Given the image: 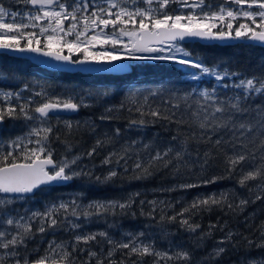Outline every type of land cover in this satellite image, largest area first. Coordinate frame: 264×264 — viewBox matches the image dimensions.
<instances>
[{"label":"snow or ice","instance_id":"snow-or-ice-1","mask_svg":"<svg viewBox=\"0 0 264 264\" xmlns=\"http://www.w3.org/2000/svg\"><path fill=\"white\" fill-rule=\"evenodd\" d=\"M16 3L25 5L26 10L12 11L0 0V53L43 57L80 71L126 72V61H167L177 65L178 72L185 68L195 70L181 72L188 81L199 82L205 77L215 81L210 87L196 85L183 93L170 92L167 97L160 90L150 91L143 96L142 102L139 90L129 95L127 102L134 107H129L128 111L136 114L129 119L130 127L143 128L159 121L177 125V135L172 137L177 144L149 153L146 164L136 161L134 168L140 170L137 179L150 175V168L156 162L167 167L175 160L178 170L188 141L198 140L217 148L227 145L230 151L224 153L226 173L239 172L242 187L259 178L261 183L255 187L264 191V104L253 106L248 103L254 96L264 97V75L239 77L238 73L221 69L219 65L206 64L182 46L186 40H246L264 46V0H219V3L209 0H16ZM170 5L176 7L170 9ZM14 78L15 75L8 70L0 69V80ZM29 91L31 94L25 97L23 93ZM107 95L108 91H98L88 92L86 96H61L50 94L43 86L38 91L30 90L28 84L19 91L0 90V123L6 118H23L28 122L26 133L9 143L10 150L0 149V264H5L6 259L12 264H75L73 253L79 250L77 245L80 242L87 244L98 235L113 246L106 256L110 264H115L111 257L117 249H126L125 255L128 256H151L153 264H180L190 260L189 253L182 249L157 250L154 242H145L144 232L129 233L128 239L121 241L111 239L106 232L76 235L75 243L51 241L42 255L38 254V249L34 250L36 259H30V254L21 258L19 249H27V242L33 237L35 218L40 220L37 230L43 233L45 224L48 228L57 225L55 213L59 210L66 214L65 219L70 215L76 220L81 217L88 220L93 216L115 215L117 208L123 211L133 202L96 201L84 205L73 199L52 205L43 213L32 212L30 216L14 214L15 210L10 207L41 186L67 183L81 177L91 178L90 171L77 167L81 156L54 157L51 138L56 126L52 121L63 122L71 130L72 121L60 113L78 112L82 107H90L89 98ZM158 96L162 98V106L153 107L149 99ZM36 97L40 99L36 100ZM100 119L112 117L102 115ZM183 126H187L189 131L181 140ZM120 134L121 130L117 128L115 135ZM105 142L97 140L87 155L91 157ZM136 143L132 141L122 153H110L102 164L111 165L115 157L118 166L124 161L127 171L128 152ZM142 147L147 150L149 145L143 144ZM257 159L261 161L259 164L255 163ZM246 161H249L247 170L240 167ZM117 175V170L110 168L106 176H96L95 179L107 181ZM216 179L213 177L204 183H214ZM197 186L183 184L179 187ZM261 198V195L256 196V199ZM224 201H227L224 193L219 197L212 194L197 198L191 207L219 205ZM150 203L157 204L156 201ZM247 203L242 199L237 207ZM228 207L233 205L229 202ZM187 211L185 208L167 219L175 221L177 216L182 217ZM148 215L155 219L151 212ZM164 218L161 216V221ZM180 223L191 231L199 227L189 224L188 219H181ZM71 227L77 229L80 225L72 221ZM261 237L259 242L249 240V248L264 249V232ZM230 238L231 233L226 239ZM223 251V248L214 250L216 255ZM88 256L96 258V264H104L97 252L88 250ZM132 264H143V261H133ZM247 264H264V252L249 256Z\"/></svg>","mask_w":264,"mask_h":264},{"label":"trees","instance_id":"trees-1","mask_svg":"<svg viewBox=\"0 0 264 264\" xmlns=\"http://www.w3.org/2000/svg\"><path fill=\"white\" fill-rule=\"evenodd\" d=\"M209 1L219 3V0ZM3 3L12 11L26 10V6L16 3V0H3ZM174 6L170 5V9ZM182 46L206 64L219 65L221 69L226 68L230 72L238 73L239 77L264 75V47L245 43L233 45L185 43ZM129 65L131 72L123 75L64 73L48 71L29 60L0 53V69H6L15 75L14 79L0 80V90L19 91L28 84L30 90L34 88L38 91L43 86L50 94L61 96L70 94L86 96L88 92L98 91L109 93L105 97L89 98L90 107H82L78 112L70 115H61L72 121L71 130H68L63 122L52 121L56 126L51 138L54 157L61 159L65 155L69 158L75 155L81 156L77 167L90 171L91 178L81 177L63 186L39 188L25 200L26 211L43 213L52 205L73 199L84 205L96 201H133L130 207L123 211L117 208L115 215L93 216L88 220L83 217L76 220L70 215L65 219L66 214L63 210H59L55 213L57 225L48 228L45 224L43 233L37 230L40 227V220L35 218L32 226L33 237L28 240L27 249H19L21 258L25 254H30V259H36L37 252L34 250L38 249V254L42 255L51 241L75 243L76 235L106 232L111 239L121 241L128 239L129 233L144 232L145 242H154L157 250L164 251L171 248L187 251L190 260L182 261L180 264H247L249 256H257L264 252V249H257L255 246L249 248L248 245L249 240L259 242L262 239L264 191L255 187L261 183L259 178L248 181V186L242 187L239 184V172L231 175L226 173L224 153L230 151L227 145L217 148L208 142L189 140L178 170L175 160L167 167L161 162H156L150 168V175L137 179L140 170L134 168L137 160L146 164L149 153H154L156 150L163 151L169 145L177 144L172 140V137L177 135V125L159 121L143 128L130 127L129 119L136 114L128 111L129 107H134L127 102L129 95L139 90V99L142 102L143 96L148 95L150 91L160 90L162 95L167 97L170 92L183 93L196 85L210 87L215 81L208 77L199 82L188 81L181 72L195 70L185 68L178 72L177 65L167 61H133ZM30 94L31 91L23 93L25 97ZM229 94H231L230 90ZM149 103L153 107L162 106V98L152 97ZM248 103L253 106L264 104V97L254 96ZM122 104L123 108H121ZM108 108L113 111H106ZM102 115L110 116L112 119L101 120ZM27 123L23 118H6L0 123V149L10 150L9 142L26 133ZM117 128L121 130L119 136L115 135ZM187 131H189L187 126H183V131L180 133L181 140L184 139ZM57 135L59 139L56 138ZM97 140L106 142L96 148V152L89 157L87 153L96 146ZM132 141L137 143L129 149L127 171L124 161L118 166L115 157L111 165L102 164L106 156L112 152L122 153ZM143 144L149 145V148L145 150ZM260 162L259 159L255 161L256 164ZM240 167L247 170L249 161L244 162ZM110 168L116 169L118 175L107 181L103 179L96 181V176L103 178ZM213 177L217 178L214 183H204ZM183 184L198 186L179 187ZM221 193L226 195L227 201L219 205L191 207L197 198H205L212 194L219 197ZM257 195H261L262 198L256 199ZM242 199L247 200L248 203L237 207ZM151 201H156L157 204L154 206ZM229 202L233 205L232 208L228 207ZM12 207L19 209L21 205L14 203ZM185 208L188 211L184 212L182 217L177 216L175 221L167 219ZM150 212L155 219L148 215ZM161 216L165 217L163 221L160 219ZM181 219H188L189 224L199 227L191 231L187 226L181 225ZM72 221L80 227L73 229ZM230 233L231 238L226 239ZM112 247L99 235L87 244L80 242L77 248L83 251L78 250L73 253L75 264H96V258H89L88 250L97 252L98 258L104 260V264H110L106 256ZM219 248H223L224 251L216 255L214 250ZM126 252V249H117L111 261L115 264L121 262L132 264L133 261L142 260L143 264H153L154 258L151 256L143 258L137 255L128 256L125 255ZM5 264H12V261L6 259Z\"/></svg>","mask_w":264,"mask_h":264},{"label":"water","instance_id":"water-1","mask_svg":"<svg viewBox=\"0 0 264 264\" xmlns=\"http://www.w3.org/2000/svg\"><path fill=\"white\" fill-rule=\"evenodd\" d=\"M185 43H200L202 45H212V44L233 45V44H237V43H245V44H250V45H254V46L264 47V46H261L259 44H251L250 42H248L246 40H236V41L229 40V41H224V42H220V41H203V40H186V41L183 42V44H185ZM3 54H7V55H9L11 57H16V58L29 60L31 63H33V64H35V65H37V66H39V67H41V68H43L45 70H48V71H59V72H64V73H81V74H104V75H123V74H128V73L131 72V67L127 63L126 64L128 66V71H126V72L80 71L78 69L71 68V66H69V65L56 64V62L50 61V60H46L43 57H33V56H30V55H21V54H17V53H9V52H3ZM37 61H44V62L38 63ZM53 65H55V66H53ZM70 114H72V113H60V115H70ZM67 183H69V182H67ZM67 183L44 185V186H41L40 188L48 187V186H63V185H66ZM33 194H31L28 197H31Z\"/></svg>","mask_w":264,"mask_h":264},{"label":"rangeland","instance_id":"rangeland-1","mask_svg":"<svg viewBox=\"0 0 264 264\" xmlns=\"http://www.w3.org/2000/svg\"><path fill=\"white\" fill-rule=\"evenodd\" d=\"M210 2V1H209ZM212 3V2H211ZM176 7V5L174 6V7H172V8H175ZM169 8H170V6H169ZM66 24L68 23L67 21L65 22ZM125 40L127 39L126 37L124 38ZM131 62H133V61H126L125 63H127V64H129V63H131ZM10 143V142H9ZM9 145V144H8ZM28 198H30V197H27L26 199H28ZM26 199H23V200H17L15 203H20V205H21V208H19V209H17V208H13L12 207V205L10 206L12 209H14L15 210V212H14V214H18V215H25V216H30V211L28 210V211H26V206H24L25 204V200ZM22 209H24L23 211H21ZM161 264H163V262H161Z\"/></svg>","mask_w":264,"mask_h":264}]
</instances>
